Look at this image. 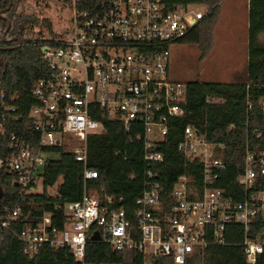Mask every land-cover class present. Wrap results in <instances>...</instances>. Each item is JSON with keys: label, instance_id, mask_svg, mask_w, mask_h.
Here are the masks:
<instances>
[{"label": "built area", "instance_id": "built-area-1", "mask_svg": "<svg viewBox=\"0 0 264 264\" xmlns=\"http://www.w3.org/2000/svg\"><path fill=\"white\" fill-rule=\"evenodd\" d=\"M32 5L30 14L38 24L25 25L20 43L0 32V47L26 44L30 33L48 74L30 91L27 117L33 135L10 134L9 153L0 157V169L23 192L36 193L50 159L45 153L62 147L84 164V180L94 179L96 170L86 165V140L101 130L104 119L118 121L128 142L142 144L149 168L133 206L117 205L113 196L84 188L80 200L63 204L62 228L44 212L17 231L13 227L21 207L16 204L0 215V232L11 230L29 256L43 245L67 247L82 264H106L84 260L87 240L94 235L113 249L140 251L146 263L153 256L169 255L175 264H185L207 245L223 244L225 225L236 223L243 229L239 246L246 261L264 255V131L255 132L262 141L255 152L245 145L243 170L235 178L241 187L238 195L226 196L224 188L213 185L224 169L222 145L208 141L195 125L185 126L175 145L185 164L199 163V186L195 174L184 171L163 199L158 173L150 167L164 161L157 149L173 133V121L185 114L186 85L170 78V46L199 25L206 6L166 0H36ZM46 18L50 28L43 22ZM259 104L264 113V95ZM16 110L0 91V134L5 121L19 118ZM254 218L260 226L249 236Z\"/></svg>", "mask_w": 264, "mask_h": 264}, {"label": "trees", "instance_id": "trees-1", "mask_svg": "<svg viewBox=\"0 0 264 264\" xmlns=\"http://www.w3.org/2000/svg\"><path fill=\"white\" fill-rule=\"evenodd\" d=\"M169 4L197 3L206 6V17L179 43L196 44L200 50L199 60H203L211 46V29L218 16L217 0H166ZM10 3L9 9L4 10ZM19 0H0V32L14 39L23 37L20 25L38 24L33 15L17 12ZM3 13H1V11ZM49 24V20L43 19ZM50 28V24H49ZM264 0L247 1V58L244 78L227 83L208 82L199 78L187 81L182 106L185 114L173 121V133L160 143L157 150L164 154V161L150 167L157 171V177L165 196L169 194L177 175L191 171L196 176V184H201V168L197 161L187 162L177 150L175 141L181 138L187 125H195L206 134L208 141L221 144L219 155L224 169L219 170L213 185L224 188L226 196L241 193L235 178L243 170L245 145L255 152L262 141L255 137L256 131H264V113L260 109L259 98L264 95ZM26 44L0 47V91L9 103L17 107L19 118L5 121L4 133L0 134V157L9 153L10 134L32 136L31 122L27 117L31 105L30 91L36 80L46 76V62L39 55V48L33 44L31 35ZM33 38V39H31ZM12 47V48H11ZM123 126L116 120H102V128L87 136L88 168L96 170L97 177L84 180V164L62 147H54L55 158L47 160L42 174L41 190L36 193L23 192L15 185L12 176L0 169V215L16 204L21 207V215L15 222L20 230L25 222L35 223L45 212L51 213L52 224L62 228L64 220L63 204L80 200L84 188L95 189L99 196L110 195L117 205L133 206L142 194L145 170L149 165L143 159L140 142H128ZM54 188V194L48 189ZM233 192V193H232ZM249 236L260 226V219L254 218L250 224ZM242 226L228 223L223 230V244L211 243L200 253H195L185 264H264V255L254 262H247L239 246L242 240ZM29 257H33L29 260ZM84 260L89 263L117 264H175L169 255L153 256L146 263L138 250H116L90 235ZM0 264H82L67 247L52 248L43 245L29 256L23 251L21 241L11 230L0 232Z\"/></svg>", "mask_w": 264, "mask_h": 264}, {"label": "rangeland", "instance_id": "rangeland-1", "mask_svg": "<svg viewBox=\"0 0 264 264\" xmlns=\"http://www.w3.org/2000/svg\"><path fill=\"white\" fill-rule=\"evenodd\" d=\"M36 0H20L18 12H34ZM218 16L211 29V46L207 56L199 60L200 50L196 44H174L170 46V78L183 84L194 79L227 83L244 78L247 58V1L217 0ZM49 6V4H48ZM204 8V6H202ZM43 10L44 7L42 6ZM55 12L50 13L54 18ZM25 37H28L27 33ZM259 40H264L260 33ZM33 39V38H31ZM46 158H55V153H45ZM39 189V188H38ZM54 194V188L48 189ZM117 264V263H107Z\"/></svg>", "mask_w": 264, "mask_h": 264}, {"label": "water", "instance_id": "water-1", "mask_svg": "<svg viewBox=\"0 0 264 264\" xmlns=\"http://www.w3.org/2000/svg\"><path fill=\"white\" fill-rule=\"evenodd\" d=\"M10 2H11V0H10ZM9 7H10V3L8 4V6H7L4 10L9 9ZM4 10H2L1 13H3ZM9 26H10V24H9V22H8V24H7V28H6V30L4 31V34H5L6 31L9 29ZM20 28L22 29V25H20ZM14 39L17 40L19 43H20V41H21V38H20V37H15ZM18 46H19V44H18L16 47H18ZM11 48H12V47H11ZM7 49H10V48L7 47ZM14 184L16 185V182H15ZM32 258H33V257H29V260H32Z\"/></svg>", "mask_w": 264, "mask_h": 264}, {"label": "flooded vegetation", "instance_id": "flooded-vegetation-1", "mask_svg": "<svg viewBox=\"0 0 264 264\" xmlns=\"http://www.w3.org/2000/svg\"><path fill=\"white\" fill-rule=\"evenodd\" d=\"M20 1V0H19ZM17 12H18V9H17ZM20 15H22V13L21 12H18ZM0 15H3V14H0ZM23 15H26V14H23ZM25 28V26H22V29H21V31H20V33L21 32H23V29ZM16 37H19V36H16Z\"/></svg>", "mask_w": 264, "mask_h": 264}]
</instances>
